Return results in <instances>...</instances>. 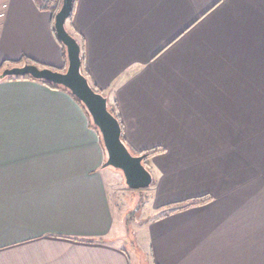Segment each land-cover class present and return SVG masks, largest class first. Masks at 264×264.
<instances>
[{"label":"crops","instance_id":"1","mask_svg":"<svg viewBox=\"0 0 264 264\" xmlns=\"http://www.w3.org/2000/svg\"><path fill=\"white\" fill-rule=\"evenodd\" d=\"M67 26L129 149H156L153 211L117 228L81 104L0 79V264H264V0H75ZM25 62L65 68L53 12L0 0V66Z\"/></svg>","mask_w":264,"mask_h":264},{"label":"water","instance_id":"2","mask_svg":"<svg viewBox=\"0 0 264 264\" xmlns=\"http://www.w3.org/2000/svg\"><path fill=\"white\" fill-rule=\"evenodd\" d=\"M74 0H62L54 16V29L66 50L65 70L40 67L31 62L6 67L0 78L8 76H31L61 86L81 101L97 127L106 152L103 167L120 170L130 189H146L154 183V178L145 164L147 153H133L122 137L119 118L109 109L108 97L96 90L82 71L81 45L67 29L66 22L72 15Z\"/></svg>","mask_w":264,"mask_h":264},{"label":"rangeland","instance_id":"3","mask_svg":"<svg viewBox=\"0 0 264 264\" xmlns=\"http://www.w3.org/2000/svg\"><path fill=\"white\" fill-rule=\"evenodd\" d=\"M53 3L56 4L55 2ZM16 65H20V64H16ZM3 69L4 68H2L0 73L3 71ZM65 69L66 66L63 70ZM108 105L110 107L109 109L115 112L116 107L114 106L113 102L109 100ZM145 164H147V162H145ZM106 175L109 182L111 199L113 200V205L115 207L114 209L117 215L116 227L119 228L120 226H122L124 229H127V227H129V229H131V232L136 233V231H139V229L143 227V222L145 221V219L150 217L153 211L151 206L147 202L148 191L146 189L148 188L138 189V190L130 189L125 183L122 172L112 167L107 168ZM135 233H131L129 235H133L132 237H134ZM129 239L130 237L128 236L125 239L123 235H120L114 244L126 248L130 256L133 257L136 254L138 247L134 244H131L132 239L131 241Z\"/></svg>","mask_w":264,"mask_h":264},{"label":"trees","instance_id":"4","mask_svg":"<svg viewBox=\"0 0 264 264\" xmlns=\"http://www.w3.org/2000/svg\"><path fill=\"white\" fill-rule=\"evenodd\" d=\"M42 2H43V5L45 6V7H47V8H51V10H52V12H53V15L55 16V14H56V12H57V10L59 9V7L61 6V3H62V0H41ZM75 1V0H74ZM53 2H55L56 4H54ZM72 16V15H71ZM71 16L69 17V19L71 18ZM68 19V20H69ZM67 20V21H68ZM66 27H68L67 26V22H66ZM68 29V28H67ZM69 31H70V29H68ZM71 32V31H70ZM72 33V32H71ZM5 66L6 65H2V66H0V71L2 70V68H5ZM5 78H7V79H13V78H17V79H19V78H29V79H33V80H37V81H40V82H42V83H44V84H46V85H48L49 87H52V88H61V89H64V90H66V91H68V89H65V88H63V87H61V86H58V85H55V84H52V83H50V82H48V81H46V80H43V79H35V78H33V77H31V76H8V77H5ZM5 78H1V79H5ZM96 89V88H95ZM96 90H98V89H96ZM99 91V90H98ZM70 94H71V92L70 91H68ZM72 95V94H71ZM73 96V95H72ZM74 98H75V100L76 101H78L80 104H81V106L84 108V110H85V112L87 113V115H88V117H89V119H90V116H89V113H88V111L86 110V108L84 107V105L81 103V101L79 100V99H77L75 96H73ZM110 108V107H109ZM111 110V109H110ZM114 114H115V112L113 111V110H111ZM90 122L92 123V121H91V119H90ZM92 125L95 127V129L97 130V132L99 133V130L97 129V127L92 123ZM100 134V133H99ZM156 152V149H152V150H149V151H147L146 153H147V157H146V159H145V162H146V160H147V158L149 157V156H151L152 154H154Z\"/></svg>","mask_w":264,"mask_h":264}]
</instances>
